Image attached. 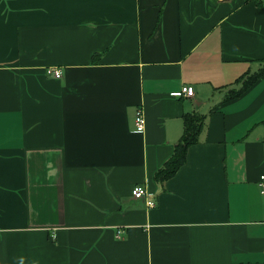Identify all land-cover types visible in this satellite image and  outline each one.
Segmentation results:
<instances>
[{
    "label": "crops",
    "instance_id": "crops-1",
    "mask_svg": "<svg viewBox=\"0 0 264 264\" xmlns=\"http://www.w3.org/2000/svg\"><path fill=\"white\" fill-rule=\"evenodd\" d=\"M263 66L264 0H0V264H264Z\"/></svg>",
    "mask_w": 264,
    "mask_h": 264
},
{
    "label": "trees",
    "instance_id": "trees-1",
    "mask_svg": "<svg viewBox=\"0 0 264 264\" xmlns=\"http://www.w3.org/2000/svg\"><path fill=\"white\" fill-rule=\"evenodd\" d=\"M264 67V66H263ZM262 67V68H263ZM263 71V70H262ZM258 74H252L250 76L241 77L242 89L246 88L257 78ZM230 90L228 94L229 97L236 95L240 90ZM203 123V116L197 113L194 114H184L183 115V131L180 139L175 144L172 155L167 159L164 165L157 170L156 178L159 180H164L168 176L174 173V171L180 166L185 159V152L187 146L194 141H196L197 133L201 128Z\"/></svg>",
    "mask_w": 264,
    "mask_h": 264
},
{
    "label": "built area",
    "instance_id": "built-area-1",
    "mask_svg": "<svg viewBox=\"0 0 264 264\" xmlns=\"http://www.w3.org/2000/svg\"><path fill=\"white\" fill-rule=\"evenodd\" d=\"M46 72L48 74L53 75L55 78L60 77L62 74L61 68L59 67H47ZM194 93L193 86L190 84H184L181 86L179 91H176L174 94L178 96H187L190 97ZM145 116L143 113V109L141 106H137L134 112V130L135 131H143L145 128ZM264 175L260 176V184L263 185ZM130 194L133 198H142L146 204V207H153L155 201L152 197H150V193L146 188V185L141 183L134 184L131 188Z\"/></svg>",
    "mask_w": 264,
    "mask_h": 264
}]
</instances>
